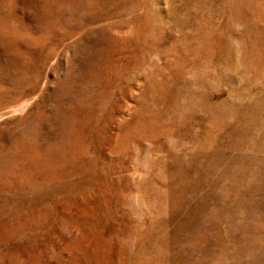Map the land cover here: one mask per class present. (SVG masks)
Wrapping results in <instances>:
<instances>
[{"label":"rangeland","instance_id":"rangeland-1","mask_svg":"<svg viewBox=\"0 0 264 264\" xmlns=\"http://www.w3.org/2000/svg\"><path fill=\"white\" fill-rule=\"evenodd\" d=\"M0 264H264V0H0Z\"/></svg>","mask_w":264,"mask_h":264},{"label":"bare ground","instance_id":"bare-ground-1","mask_svg":"<svg viewBox=\"0 0 264 264\" xmlns=\"http://www.w3.org/2000/svg\"><path fill=\"white\" fill-rule=\"evenodd\" d=\"M197 145V144H196ZM207 153V152H206ZM180 162V161H179ZM168 180V179H167ZM168 182V181H167ZM204 185V184H203ZM208 185V184H207ZM205 186V185H204ZM158 192V191H157ZM159 194V193H158ZM164 194V193H163ZM167 199H168V197H167ZM160 209V208H159ZM158 210V209H157ZM158 237V236H157Z\"/></svg>","mask_w":264,"mask_h":264}]
</instances>
